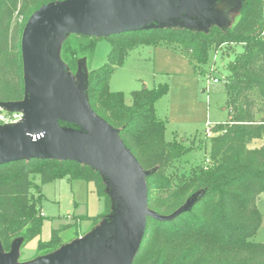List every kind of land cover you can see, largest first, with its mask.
<instances>
[{
	"label": "trees",
	"instance_id": "1",
	"mask_svg": "<svg viewBox=\"0 0 264 264\" xmlns=\"http://www.w3.org/2000/svg\"><path fill=\"white\" fill-rule=\"evenodd\" d=\"M57 1L62 0H0L1 101L24 99L21 42L25 25L34 11ZM73 36L84 40L64 44L72 67L77 65L78 52L93 53L101 38L110 42L107 63L88 71L89 104L119 130L125 145L149 172V207L160 215L182 209L172 220L148 217L143 246L132 264H264V242L251 240L262 224L257 200L264 192V144L249 147L254 139L264 137V0H245L233 27L213 24L204 31L152 26L109 36ZM140 46L178 49L199 71L213 52L234 53L224 76L229 118L214 124L204 162L184 169L181 160L191 148L184 140L165 137L166 124L157 116L156 103L169 92L168 83L132 91L130 103L123 92L111 90L114 68ZM59 123L81 129L71 120L59 118ZM33 175L40 177L41 184L65 177L93 182L98 196L105 198L106 212L117 213L102 175L90 165L42 158L2 165L0 244L5 250L19 236L26 243L42 232L43 194ZM70 226L52 228L50 238L40 240L37 254L57 251L64 242L61 232Z\"/></svg>",
	"mask_w": 264,
	"mask_h": 264
},
{
	"label": "water",
	"instance_id": "2",
	"mask_svg": "<svg viewBox=\"0 0 264 264\" xmlns=\"http://www.w3.org/2000/svg\"><path fill=\"white\" fill-rule=\"evenodd\" d=\"M211 1L62 0L41 6L29 17L21 42L25 97L5 103L24 109L26 117L0 132V166L33 158L73 160L99 170L113 183L117 213L111 235L95 254L75 264H132L143 246L148 217L172 220L182 209L160 215L149 207V172L125 145L119 130L93 111L84 88L45 56L40 40L52 33L100 37L152 26H176L154 22L167 16L202 19V8ZM177 26L192 27L188 20ZM59 118L71 120L81 129L62 126ZM37 135L42 136L34 139ZM55 256L60 257L52 254L30 264H53ZM0 261L14 264V255L0 254Z\"/></svg>",
	"mask_w": 264,
	"mask_h": 264
},
{
	"label": "rangeland",
	"instance_id": "3",
	"mask_svg": "<svg viewBox=\"0 0 264 264\" xmlns=\"http://www.w3.org/2000/svg\"><path fill=\"white\" fill-rule=\"evenodd\" d=\"M244 1L213 0L202 8L205 13L202 19L194 15L180 18L167 16L154 24L169 23L177 26L188 20L193 28L204 31H208L213 24L222 28L233 27L240 17ZM67 40L79 43L84 39L71 33H52L43 36L39 46L45 56L65 72L75 85L85 90L88 71L107 63L110 42L101 38L97 40L93 53L78 52L77 65L72 67L69 65L71 54L64 46ZM231 58H234L232 51L229 54L213 52L210 62L199 71L178 49L140 46L131 49L124 62L114 68L110 88L123 92L126 102L130 103L134 90L153 88L159 83L169 84V92L156 103V112L158 118L166 124V139L184 140L185 146L191 148L181 160L183 168L187 169L192 164L204 162L205 151L209 148L208 136L213 133L214 124L229 118L224 76L226 63ZM261 116L264 117V114ZM208 122L211 124L208 125ZM6 128L0 124V132ZM263 144L264 137L257 138L249 147ZM100 174L106 185L105 191L117 203L115 186L104 174ZM32 178L41 186L43 194L41 210L45 218L42 232L26 243L22 236L15 238L9 250H5L0 244V254H13L14 264H30L52 254L60 256H55L53 264H75L92 256L105 245L111 235L116 214L114 210L106 212L105 198L98 196L93 182L65 177L41 184L38 175H33ZM37 192L34 188L33 193ZM257 205L262 215V224L251 240L264 242V193L259 196ZM95 216L97 217L94 218ZM63 224L71 226L61 232L64 240L62 246L55 252L38 255L40 240H48L52 228ZM68 246L75 247L65 250Z\"/></svg>",
	"mask_w": 264,
	"mask_h": 264
},
{
	"label": "built area",
	"instance_id": "4",
	"mask_svg": "<svg viewBox=\"0 0 264 264\" xmlns=\"http://www.w3.org/2000/svg\"><path fill=\"white\" fill-rule=\"evenodd\" d=\"M215 81H218L217 78H215ZM13 102V101H11ZM6 101H1L0 100V124L3 125H10V126H16L22 122L25 121V111L24 109H18V108H13L10 106L5 105ZM211 123L208 122V125ZM209 131V129H208ZM42 135H37L34 136V139L39 138ZM43 214V212H42ZM44 215V214H43Z\"/></svg>",
	"mask_w": 264,
	"mask_h": 264
},
{
	"label": "crops",
	"instance_id": "5",
	"mask_svg": "<svg viewBox=\"0 0 264 264\" xmlns=\"http://www.w3.org/2000/svg\"><path fill=\"white\" fill-rule=\"evenodd\" d=\"M264 193V192H263Z\"/></svg>",
	"mask_w": 264,
	"mask_h": 264
}]
</instances>
